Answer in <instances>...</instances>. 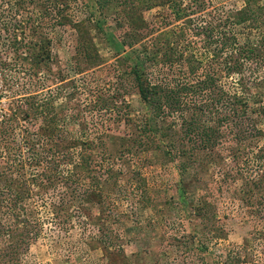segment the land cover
<instances>
[{
	"label": "rangeland",
	"instance_id": "obj_1",
	"mask_svg": "<svg viewBox=\"0 0 264 264\" xmlns=\"http://www.w3.org/2000/svg\"><path fill=\"white\" fill-rule=\"evenodd\" d=\"M244 1L0 0V264H101L100 242L131 264H264V64L242 52L261 36L234 22ZM186 18L200 42L183 54L215 81L157 115L132 69L174 91Z\"/></svg>",
	"mask_w": 264,
	"mask_h": 264
},
{
	"label": "trees",
	"instance_id": "obj_2",
	"mask_svg": "<svg viewBox=\"0 0 264 264\" xmlns=\"http://www.w3.org/2000/svg\"><path fill=\"white\" fill-rule=\"evenodd\" d=\"M18 1L22 2L23 0H18ZM244 2L245 3L242 6V8L236 11L234 22L237 24H243L245 22L248 23L249 27L252 28L254 32H261V36L258 37L256 41L252 42L249 48L247 47L243 48L242 52L243 54H245L246 58L248 59L250 58L251 60L255 58L256 64L259 63L261 65L262 63L264 64V5L259 4L260 0H245ZM180 12L184 14L187 11L180 10ZM185 21L186 24L183 32L175 33V31H173L175 36L174 42L182 43L183 46V50H180L179 52L176 51L177 53L175 56L177 60L176 63L178 65L184 63L187 69L186 77L184 81H178L174 83L175 87H172L173 89L171 90H174L175 92L170 91V89L168 91L167 87L164 85L165 83L152 85L150 81L144 78L146 77L144 76L145 72L140 65H137L136 68L132 69V71H134V75L137 80V89L142 101L146 103L149 109L154 108L156 110L157 115L160 114V109H162L161 104H158L157 100L160 101V99H162L165 103L172 98V100L176 101L178 105H182V106H186L190 102H195V103L199 101L203 102L202 98L205 95L202 96V93L205 92L206 90L208 91L210 85H213L215 81V76L213 75V73H211L208 70H206L205 73L203 74H197V69L200 63H198L197 61L193 63L194 62L192 60L193 56L191 54H187V55L183 54L184 49L190 50L195 46H197V44L200 42L199 40L195 39V36L198 35L197 32L199 28L195 26L190 27V25H192L190 24L192 21L191 18H186ZM224 24H225L224 21L221 20L220 23L206 27L205 30L200 29L199 32L203 35L199 39H202L201 43L204 47H206V49L211 48V46L215 41L214 37H216L218 33L220 34V36H222L220 32L223 31H219V28H221L222 25ZM189 28H191L192 30V34L190 35L184 33V31L189 30ZM214 31H217L216 32L217 34L214 33ZM22 41H24V39ZM21 45L25 54L27 53L32 54L31 52H35L36 55V53H38L39 49L38 50L35 49V46L32 43H29L28 45L26 42L25 43L22 42ZM223 47H224V41L220 49ZM171 49L172 48H170L169 50ZM164 54H167V56L169 57L168 51L165 52ZM216 54L217 52L215 53V55ZM172 61L173 60H171V62L169 61L170 62L169 66L171 69H172V65H174ZM196 62L198 63V66H195ZM40 63L41 62L36 61L35 65L39 66ZM27 66L31 68V72H32L31 74L33 76H36L37 72L39 71L37 69L32 68L31 65H27ZM236 70L241 72V70L238 68ZM242 79L244 80V77ZM157 91H159L158 94ZM171 93L172 95H170ZM236 101L237 104L239 102L240 103L243 102L241 99L238 100V98L236 99ZM15 200H17V198H15Z\"/></svg>",
	"mask_w": 264,
	"mask_h": 264
},
{
	"label": "crops",
	"instance_id": "obj_3",
	"mask_svg": "<svg viewBox=\"0 0 264 264\" xmlns=\"http://www.w3.org/2000/svg\"><path fill=\"white\" fill-rule=\"evenodd\" d=\"M96 249H99L101 252V258H102L101 264H116L113 260L109 259V256L108 257L105 256V252H106V254H108V251H110L112 253V255H114V256L121 257L122 260H124V264H131L132 258H134L136 260V257L138 255L137 253H133V251H131L130 253H127V251H112L109 248L105 247V245L101 244V242L95 244L94 250H96Z\"/></svg>",
	"mask_w": 264,
	"mask_h": 264
}]
</instances>
